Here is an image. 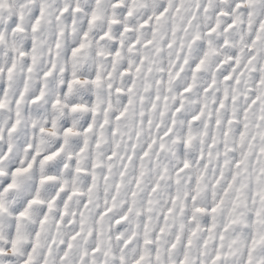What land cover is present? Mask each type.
Here are the masks:
<instances>
[{"label": "snow or ice", "instance_id": "1", "mask_svg": "<svg viewBox=\"0 0 264 264\" xmlns=\"http://www.w3.org/2000/svg\"><path fill=\"white\" fill-rule=\"evenodd\" d=\"M0 264H264V0H0Z\"/></svg>", "mask_w": 264, "mask_h": 264}]
</instances>
